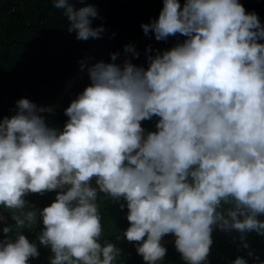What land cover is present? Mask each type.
<instances>
[{"label":"trees","instance_id":"1","mask_svg":"<svg viewBox=\"0 0 264 264\" xmlns=\"http://www.w3.org/2000/svg\"><path fill=\"white\" fill-rule=\"evenodd\" d=\"M206 2L0 0V124L57 104L65 80L103 67L61 108L1 133L0 174L85 172L100 144L137 132L148 136L104 148L103 166L160 171L81 193L0 186V264H264V0H209L221 49L204 36L181 52ZM128 55L134 72L106 69ZM162 184L187 211L179 240L181 205Z\"/></svg>","mask_w":264,"mask_h":264},{"label":"water","instance_id":"2","mask_svg":"<svg viewBox=\"0 0 264 264\" xmlns=\"http://www.w3.org/2000/svg\"><path fill=\"white\" fill-rule=\"evenodd\" d=\"M205 7H201L200 8V13L203 14V12L205 11ZM208 20L207 17H203L202 18V22L206 23ZM210 32V31H209ZM208 37H213L212 35L210 36V34L208 35ZM214 43L217 44L218 49H221V46L219 44V41L216 37H213ZM191 43V41H190ZM187 50V48H182L181 52ZM130 58L131 56L128 55L127 58L119 63H115L112 65H109L106 69L107 70H113V69H117V68H123V67H127L131 70V72H134V68L133 66L130 64ZM227 60H230V56H227ZM237 64L232 63V69H236ZM103 67L101 66H87L85 68H82L76 75L70 77L67 81H65L64 86L62 88L61 91V95L57 97V104L55 105V107L53 106H46L44 107H37V109L35 111H33L32 113L29 114V116L26 118L24 116H16L13 118H10L9 120L4 121L1 125H0V135L2 132H8L11 130V128L16 127L17 125H20L22 122H25L26 120H32L35 116V114L43 112L44 109L46 110H51L53 108H61V102L64 99V96L67 94V92H69L71 90V88L74 86L75 82L81 78L82 76L86 75L87 73L93 72V71H102ZM171 91V85L170 83H168V93H170ZM148 133L144 132V133H136L133 135H128L126 137L121 138L120 141H114L111 143H107V144H103L99 147L98 149V153H99V160L96 166L93 167V169H90L86 172L83 173H74L72 175H68L65 177L64 180H62L61 178H59V174H60V170H57V174L55 176H50L47 179H41L38 182H30L27 180L22 179L21 177H18L16 180L12 178L10 179H2L0 180V186H9L11 188H16V189H22L25 190L27 192H34L39 190L41 187L49 185V184H54L57 185L61 188H65L67 190H73L75 192L81 193L82 189L80 188H72V184L73 181H75L76 183H81V182H87L88 180L92 179L95 176H98L100 178H108V177H113L116 178L118 180H127L130 183L134 184L140 180H145L146 178H152L154 181L159 180L158 176H155L153 172L151 171H145L143 173H139L136 175H130V174H122L120 171L117 170H113L112 168L108 167V168H104L103 163H102V156H103V149L106 147H114V146H121L123 144H125L128 141H133V140H137V139H145L147 138ZM172 195V194H171ZM184 216L186 215V212L184 209H182ZM3 216L0 213V219H2ZM184 221L181 223V227L178 232H177V236L175 237V239H179L180 238V234L183 231V226H184ZM19 237H22L21 233L18 234ZM29 244H31L34 248L38 249L41 247L40 245H38L36 242H34L33 240H26ZM166 243V240L163 239L161 240V245H164ZM161 250V247L156 251V253L158 254Z\"/></svg>","mask_w":264,"mask_h":264},{"label":"clouds","instance_id":"3","mask_svg":"<svg viewBox=\"0 0 264 264\" xmlns=\"http://www.w3.org/2000/svg\"><path fill=\"white\" fill-rule=\"evenodd\" d=\"M208 4H209V0H207L206 5H200V8H201V7H205V8H206L205 11H207V10H208ZM200 8H199V12H200ZM205 11H204V12H205ZM204 12H203V14L200 13V14L202 15V17L200 18V21L202 20L203 17H206V16H204V15H205ZM207 18H208V17H207ZM207 21H208V20H207ZM201 22H202V21H201ZM202 23H203V22H202ZM206 23H207V22H206ZM206 23H203V25L206 26ZM199 24H200V22H199ZM193 32H194L195 34H201V33L205 32V31L202 30V27H197ZM209 34H210V32H209V29H208V31L205 32L204 36H205L206 38H208L210 42H213V43H214L213 37H208ZM210 36H211V34H210ZM193 38H194V37H193L192 34H191V39L188 41V43L186 44V46H182L181 49H182V48H187V50H185V51H188V50L192 49L193 47L190 48V46H191V44H192V42H193ZM190 41H191V43H190ZM197 43H198V42H196V44H197ZM187 45H188V46H187ZM216 45H217V44H216ZM195 46H196V45H195ZM195 46H194V47H195ZM130 56H131V55H130ZM130 60H131V58H130ZM68 79H69V78H68ZM68 79H67V80H68ZM67 80H65V81H67ZM64 83H65V82H64ZM170 85H171V84H170ZM63 86H64V85H63ZM55 105H56V104H55ZM55 105H50V106L55 107ZM46 106H48V105H46ZM46 106H41V107H44V108H45ZM37 107H39V106H37ZM37 107H36V108L34 107V110H33V111H35V110L37 109ZM53 109H55V108H53ZM51 110H52V109H51ZM30 113H32V112H30ZM30 113H29V114H30ZM40 113H41V112H40ZM29 114H26L27 116H26L25 114H23V115H22V114H19V115H16V116H20V117H21V116H24V117L27 118V117L29 116ZM16 116H14V117H16ZM11 118H13V117H11ZM9 119H10V118H9ZM9 119H7V120H9ZM4 121H6V120H4ZM4 121H2L1 124H2ZM1 124H0V125H1ZM11 129H12V128H11ZM8 132H9V131H8ZM120 140H121V139H120ZM120 140H119V141H120ZM113 142H114V141H113ZM110 143H111V142H110ZM101 145H103V144H100L99 147H100ZM98 149H99V148H98ZM1 161H2V162H1ZM0 163L3 164V166H5V160H4V159L0 158ZM97 163H98V161H97ZM96 165H97V164H96ZM96 165H95V166H96ZM104 168H105V167H104ZM107 168H108V167H107ZM110 168H111V167H110ZM3 169H4V168H3ZM92 169H93V168H92ZM57 170H58V169H57ZM59 170H60V169H59ZM147 171H148V170H147ZM85 172H86V171H85ZM151 172H153L154 175H155V172H160V171H151ZM4 173H5V172H4ZM61 173H63V178H65V177L68 176V175L70 176V175L74 174V173H72V174H68V175H67V174H65L64 172H62V171L60 170V174H61ZM75 173H83V172H75ZM56 174H57V172H56ZM56 174H55V175H56ZM60 174H59V178H61V177H60ZM55 175H53V176H55ZM11 176H12V178L15 179V180L18 178V177H15L12 173H9V172L6 173V179H10ZM133 176H134V175H133ZM155 176H158V175H155ZM49 177H50V176H49ZM158 177H159V180H160V175H159ZM3 179H4V178H3ZM61 179H62V178H61ZM102 179H103V178H102ZM146 179H148V178H146ZM146 179H145V180H146ZM149 179H152V178H149ZM0 180H2V179H0ZM62 180H63V179H62ZM90 180H92V179H90ZM152 180H153V179H152ZM159 180H157V181H159ZM140 181H142V180H140ZM153 181H154V180H153ZM138 182H139V181H138ZM84 183H87V182H84ZM136 183H137V182H136ZM76 184H79V183H76ZM134 184H135V183H134ZM72 185H73V184H72ZM161 186H162L163 190H165V191H168V190H169L170 196L173 197V198H175V199H177V200L180 202V205H181V213H182V222H183V220L185 219V221H184V226H183V229H184V227H185V222H186L187 211H186V209L184 208V202H183L182 198H180V197L177 195V193H175V192L172 191L173 189L171 188V185H165V184H162ZM103 187H104V185H103ZM72 188H79V187H73V186H72ZM104 189H105V187H104ZM177 192H178V191H177ZM171 194H172V195H171ZM182 209H184L185 212H186V215H185V216H184V213H183ZM182 222H181V223H182ZM180 228H182V227H181V224H180ZM180 228H179V229H180ZM179 229H178V230H179ZM178 230H177V232H178ZM177 232H176V236L178 235ZM182 232H183V231H182ZM180 235H181V234H180ZM180 235H179V236H180ZM176 236H175V237H176ZM173 239H175V238H173ZM179 239H180V238H179ZM179 239H177V240H179ZM175 240H176V239H175ZM166 242H167V241H166ZM161 246H163V245H161Z\"/></svg>","mask_w":264,"mask_h":264},{"label":"rangeland","instance_id":"4","mask_svg":"<svg viewBox=\"0 0 264 264\" xmlns=\"http://www.w3.org/2000/svg\"><path fill=\"white\" fill-rule=\"evenodd\" d=\"M198 27H202L203 31H205V32L207 31L206 26H204L203 23H202L201 21H200V24L198 25ZM205 32H203V33H201V34H195L194 32L192 33V36H193L194 38H193V42H192L190 48L194 47V46L196 45V42H199V41L203 40ZM187 46H188V45H187ZM212 49H214V48L212 47ZM33 110H34V109H32L31 111L25 113V115H26V114H29L30 112H33ZM26 116H27V115H26ZM1 162H2V161H1ZM0 168H1V169L4 168L3 164H1V163H0ZM155 175H158V176H159V175H160V172H155ZM5 176H6V173L2 172V173L0 174V179L5 178ZM60 177H61L63 180L65 179V178H63V173L60 174ZM102 180H103L102 178H100V177H98V176H95V177L92 178V180H88L87 183H89V182H90V183H93V182H94V183H96V186L100 187L101 189H104V187H103V181H102ZM75 185H76V182L73 181V185H72V186L75 187ZM84 185H85V183H84V182H81V183L78 184V187H79L80 189L83 190Z\"/></svg>","mask_w":264,"mask_h":264},{"label":"flooded vegetation","instance_id":"5","mask_svg":"<svg viewBox=\"0 0 264 264\" xmlns=\"http://www.w3.org/2000/svg\"><path fill=\"white\" fill-rule=\"evenodd\" d=\"M5 178H6V176H5Z\"/></svg>","mask_w":264,"mask_h":264}]
</instances>
